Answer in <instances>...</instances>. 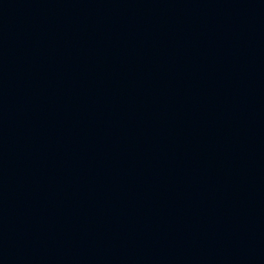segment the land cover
<instances>
[{"label": "water", "instance_id": "1", "mask_svg": "<svg viewBox=\"0 0 264 264\" xmlns=\"http://www.w3.org/2000/svg\"><path fill=\"white\" fill-rule=\"evenodd\" d=\"M0 70L144 192L264 264V0H0Z\"/></svg>", "mask_w": 264, "mask_h": 264}]
</instances>
